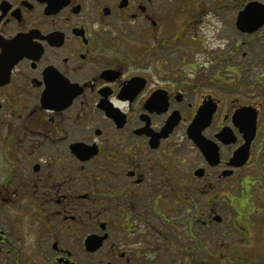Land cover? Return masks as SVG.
<instances>
[{
  "label": "flooded vegetation",
  "instance_id": "obj_1",
  "mask_svg": "<svg viewBox=\"0 0 264 264\" xmlns=\"http://www.w3.org/2000/svg\"><path fill=\"white\" fill-rule=\"evenodd\" d=\"M207 3L0 0V264L264 263V74L185 79Z\"/></svg>",
  "mask_w": 264,
  "mask_h": 264
},
{
  "label": "rangeland",
  "instance_id": "obj_2",
  "mask_svg": "<svg viewBox=\"0 0 264 264\" xmlns=\"http://www.w3.org/2000/svg\"><path fill=\"white\" fill-rule=\"evenodd\" d=\"M228 0H208V6L203 4V8L206 9V13L200 16V22L196 23L195 30L192 33L197 35L191 41V46H185L188 50L184 53V64L187 65L183 69L185 79L201 78H215L217 74L228 80H235L238 76L229 68H222L223 55L227 56L228 60H231L232 65L239 63L241 58L248 64L259 65L258 67L250 68L249 71L244 73L251 77V80L257 81L259 74H264V55L256 56L254 54L255 45L250 42L247 46H239L236 53H232V48L241 39H247L246 36H240L236 33L239 31L234 26V20L236 11L239 4H231V8L228 12L221 11V5ZM264 3V0H259ZM210 7L215 8V13L211 11ZM258 33H264V27L258 31ZM183 46V45H181ZM180 46V47H181ZM232 47V48H231ZM247 52L246 57H243L241 53ZM229 54L231 57L229 58ZM261 57V58H260ZM228 63V64H229ZM216 64V67L215 65ZM189 65V66H188ZM252 88L247 86V89ZM264 259V250H263ZM252 264H264L260 261H253Z\"/></svg>",
  "mask_w": 264,
  "mask_h": 264
},
{
  "label": "water",
  "instance_id": "obj_3",
  "mask_svg": "<svg viewBox=\"0 0 264 264\" xmlns=\"http://www.w3.org/2000/svg\"><path fill=\"white\" fill-rule=\"evenodd\" d=\"M235 27L243 33L257 32L264 25V3L250 0L237 12Z\"/></svg>",
  "mask_w": 264,
  "mask_h": 264
},
{
  "label": "trees",
  "instance_id": "obj_4",
  "mask_svg": "<svg viewBox=\"0 0 264 264\" xmlns=\"http://www.w3.org/2000/svg\"><path fill=\"white\" fill-rule=\"evenodd\" d=\"M254 52L256 53V56H260L264 54V44H258L257 48H255Z\"/></svg>",
  "mask_w": 264,
  "mask_h": 264
}]
</instances>
